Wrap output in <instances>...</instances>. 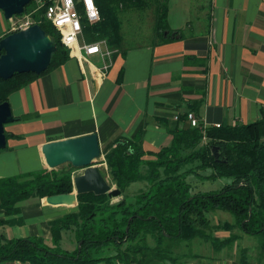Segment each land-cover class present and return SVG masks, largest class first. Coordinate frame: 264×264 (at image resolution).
<instances>
[{
  "label": "trees",
  "instance_id": "1",
  "mask_svg": "<svg viewBox=\"0 0 264 264\" xmlns=\"http://www.w3.org/2000/svg\"><path fill=\"white\" fill-rule=\"evenodd\" d=\"M95 3L101 21L95 25L84 21L87 43L105 40L111 51L121 52L124 39L120 13L149 5L155 6L154 32L160 43L172 42L173 34L181 33L169 27V0H95ZM35 8L33 0L25 10L57 46L44 73L47 74L63 66L70 55L59 32L45 20V10L33 13ZM186 47L192 46L186 43ZM185 64L206 72L205 57L187 56ZM42 75L17 74L10 80H0V105ZM205 83L203 80L192 84L201 100L193 103L187 113L178 115L174 123L160 120L170 136L168 145L157 152H146L145 129H141L134 139L119 138L104 148L112 185L122 192L118 200L93 193L78 195L77 211L51 224L52 245L40 237L8 239L0 234V264L179 263L183 256L175 255L184 243L200 238L219 251L237 240L232 234L223 239L206 234L205 230L210 228L208 216L216 212L231 216L233 224L229 229L257 238L258 260H264V119L246 125L208 128L203 141L199 130L186 120L187 114L197 112V105L202 103ZM187 85L184 83L179 95L189 93ZM15 119L21 121L26 117ZM6 136L7 140L20 138L11 133ZM213 148L219 149L218 159L212 154ZM76 171L64 165L0 179V208L7 216H16L23 201L72 193ZM205 171L209 174L203 175ZM191 175L199 180L228 182L219 190L198 192L189 182ZM137 183L145 184L146 189L127 196L129 187ZM15 222L18 221H0V226ZM64 234L74 238L73 251L62 248ZM106 250H114V254L104 256ZM240 252L243 264L246 249Z\"/></svg>",
  "mask_w": 264,
  "mask_h": 264
},
{
  "label": "crops",
  "instance_id": "2",
  "mask_svg": "<svg viewBox=\"0 0 264 264\" xmlns=\"http://www.w3.org/2000/svg\"><path fill=\"white\" fill-rule=\"evenodd\" d=\"M188 5L176 13L168 12L169 23H173L170 29L181 32L173 34L172 42L160 43L154 32L149 44L132 48L124 44L121 52L114 51L105 75L100 72L103 61L99 55L90 56L88 62L70 57L60 68L13 93L9 102L14 117L26 119L6 126V133L20 138L8 139L6 150L0 152V179L48 169L42 154L44 144L91 134L98 135L103 154L110 143L119 138L132 140L145 129L144 150L157 152L170 143L160 120L174 123L176 116L200 101L192 84L203 80L205 96L194 112L199 121L232 126L260 120L264 108V0H191ZM8 27L1 12L0 38ZM187 56L205 57V74L203 68L186 66ZM184 83L189 84V93L179 95ZM102 163V173L109 181L105 157ZM143 189L145 184H133L127 190L132 193L126 195L131 197ZM18 207L16 216H7L0 208V221H18L0 226V234L8 239L40 237L50 245L51 224L77 211V206H51L38 198ZM227 236L226 231L221 232V238ZM73 244L76 247L75 240ZM242 249L249 252L246 245L219 251L203 247L194 254L185 253L179 263L154 264H241ZM243 264H264V260L247 255Z\"/></svg>",
  "mask_w": 264,
  "mask_h": 264
},
{
  "label": "water",
  "instance_id": "3",
  "mask_svg": "<svg viewBox=\"0 0 264 264\" xmlns=\"http://www.w3.org/2000/svg\"><path fill=\"white\" fill-rule=\"evenodd\" d=\"M33 0H0V12L6 20L22 15ZM167 35V34H166ZM57 46L38 24L0 39V80L17 74H44L50 67ZM16 122L10 102L0 105V152L7 148L6 126ZM42 154L49 170L69 165L82 173L74 176V191L44 198L51 206H78V195L93 193L118 200L122 192L105 178L101 169L102 148L97 134L46 143ZM215 159L219 149L213 148Z\"/></svg>",
  "mask_w": 264,
  "mask_h": 264
},
{
  "label": "rangeland",
  "instance_id": "4",
  "mask_svg": "<svg viewBox=\"0 0 264 264\" xmlns=\"http://www.w3.org/2000/svg\"><path fill=\"white\" fill-rule=\"evenodd\" d=\"M191 0H170L169 1V11L171 10V14L178 12L181 7H188ZM1 13V12H0ZM175 14L172 15V19ZM121 19V33L123 35L125 48H132L134 46H140L143 44H149L152 40V35L154 33V24H155V6L149 5L145 9H137V8H129L125 9L120 13ZM33 23L32 16L30 13L24 11L22 15L14 16L11 20H8V29L7 32L3 35L5 37L8 34L15 33V30L20 27V25ZM169 22V19H168ZM170 24L169 23V26ZM2 37V38H3ZM0 38V39H2ZM79 43L82 45L83 41L79 38ZM5 151V150H3ZM103 155V154H102ZM104 160V157H103ZM103 162V161H102ZM101 162V163H102ZM103 165V163H102ZM78 174L82 173L81 171H76ZM106 172V171H105ZM203 175L209 174V171L202 172ZM111 183V179H109ZM189 182L193 185L198 192H209L219 190L225 183L228 181L225 179L216 180L214 182L208 180H199L198 176L191 175L189 177ZM112 185V183H111ZM127 193H132L130 190ZM210 222V228L205 230L206 234H211L215 237L221 238V232L226 231L228 234L236 235L237 240L228 245L230 248L238 246V249L243 245H246L248 249V253L246 255L255 257L258 256V250L253 251L256 247H258V239L253 236H247L240 233L237 229H229V226H232L233 220L230 215L222 212H216L208 216ZM243 237V238H242ZM250 237V238H248ZM243 240H239V239ZM247 239V240H245ZM74 238H71L69 234H65L62 238L61 246L64 250L73 251L76 247L73 244ZM200 246L209 248L213 250L210 243L205 242L204 240L198 238L190 242L189 244H182L181 248L177 252L175 256H183L185 257V253L191 255L195 252L201 251ZM214 251V250H213ZM240 250H238L239 253ZM114 254V250H106L104 256H109ZM102 262L100 264H104Z\"/></svg>",
  "mask_w": 264,
  "mask_h": 264
},
{
  "label": "built area",
  "instance_id": "5",
  "mask_svg": "<svg viewBox=\"0 0 264 264\" xmlns=\"http://www.w3.org/2000/svg\"><path fill=\"white\" fill-rule=\"evenodd\" d=\"M36 8L33 13L44 9V18L49 21L59 32L62 44L69 50L71 58H77L80 62H88V58L93 55H99L103 61L100 69L102 74H106L112 65V56L114 51L108 48L105 40L93 43L85 41L84 21L90 25H95L101 21L99 9L95 0H34ZM33 21V20H32ZM34 23L20 25L15 32L24 30ZM79 38L83 44L79 43ZM260 119H264V108L261 112ZM178 120V116L175 117ZM187 123L192 128H197L205 141L206 131L208 128H220V124L208 125L199 121L194 113L187 114ZM235 126V125H232ZM115 264H124L116 261Z\"/></svg>",
  "mask_w": 264,
  "mask_h": 264
}]
</instances>
